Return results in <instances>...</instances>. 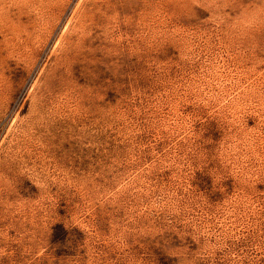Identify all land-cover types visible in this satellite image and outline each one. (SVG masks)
Returning <instances> with one entry per match:
<instances>
[{
	"label": "rangeland",
	"instance_id": "obj_1",
	"mask_svg": "<svg viewBox=\"0 0 264 264\" xmlns=\"http://www.w3.org/2000/svg\"><path fill=\"white\" fill-rule=\"evenodd\" d=\"M24 1L0 264H264V0Z\"/></svg>",
	"mask_w": 264,
	"mask_h": 264
},
{
	"label": "bare ground",
	"instance_id": "obj_2",
	"mask_svg": "<svg viewBox=\"0 0 264 264\" xmlns=\"http://www.w3.org/2000/svg\"><path fill=\"white\" fill-rule=\"evenodd\" d=\"M22 1V0H21ZM34 1V0H33ZM50 1V0H49ZM48 0L46 1H38V3L39 2H42V3H39V6H38V9L40 10V13L42 14V15H44V13H46L45 12V10H46V7L47 6H49L52 2L50 1L49 2ZM96 1V0H95ZM30 2V1H29ZM9 3H14L15 5H19V2H18V0H0V30L2 31V33L4 34V36L3 37H5V45H6V47L8 48V49H12L13 47H18V50H22L23 51V49L26 51V49L29 47V45L32 43V40H33V38L36 36L35 34H36V32H37V30H38V28H37V25L39 24H36V23H34V21H32L30 18H29V13H27V12H22V11H20V13H17V12H12V11H14L15 9H11L12 8V6H14V5H12V4H10L9 5ZM25 3V1L23 0V4ZM33 3V2H32ZM36 3V2H35ZM34 3V4H35ZM29 4V3H28ZM52 5V4H51ZM34 6H36V5H34ZM33 7V6H32ZM51 7V6H50ZM80 7V6H79ZM18 8V7H17ZM27 8V7H26ZM30 8V7H29ZM35 8V7H34ZM31 9V8H30ZM37 9V10H38ZM12 10V11H11ZM26 10V9H25ZM32 11V10H31ZM36 11V10H35ZM83 11V10H82ZM79 12V11H78ZM38 13V12H37ZM40 13H39V15H40ZM32 14H33V12H32ZM38 15V14H37ZM47 15V14H46ZM80 15V14H79ZM86 15V14H85ZM89 15V14H88ZM92 15V14H91ZM94 15V14H93ZM92 15V16H93ZM33 16V15H32ZM31 16V17H32ZM81 16H82V14H81ZM81 16H79V18L81 17ZM96 16V15H95ZM95 16H93L92 18H95ZM28 17V20H24V18H27ZM38 17V16H37ZM44 17V16H43ZM34 18H35V16H34ZM42 18V17H41ZM46 18V17H45ZM78 18V19H79ZM84 18V17H83ZM91 18V17H90ZM39 19V18H38ZM71 19V18H70ZM80 19H82V18H80ZM79 19V20H80ZM40 20V19H39ZM50 20V19H49ZM85 20H86V16H85ZM88 20V19H87ZM90 20V19H89ZM92 20V19H91ZM94 20V19H93ZM99 20V19H98ZM36 21H37V19H36ZM42 21H43V19H42ZM95 21V20H94ZM97 21V20H96ZM45 22V21H44ZM51 22V21H50ZM71 21H69V23H70ZM91 22V21H90ZM73 23V22H72ZM71 23V24H72ZM92 23V22H91ZM90 23V24H91ZM94 23V22H93ZM99 23V22H98ZM42 24H44V23H42ZM47 24H49V22L47 23ZM81 24V23H80ZM86 24H88V22L86 23ZM83 25H84V22H83ZM95 25V24H94ZM98 25V24H97ZM43 26V25H42ZM74 26V25H73ZM91 26V25H90ZM45 27V26H44ZM69 27V26H68ZM71 27H72V25H71ZM84 26H82V28H83ZM90 28V30H91V27H89ZM70 29V28H69ZM84 29H85V27H84ZM92 29H94L93 27H92ZM72 30V29H71ZM89 30V29H88ZM73 31V30H72ZM75 31H77V30H75ZM68 32V31H67ZM79 32V31H78ZM77 32V33H78ZM81 32H83V29H82V31ZM63 33V32H62ZM80 33V32H79ZM65 34V33H64ZM67 34V33H66ZM87 34V33H86ZM74 36V35H73ZM85 37V36H84ZM37 38V37H36ZM77 38V37H76ZM79 38V37H78ZM82 38V37H81ZM59 39H62V40H64L63 39V37L62 38H59ZM69 40H70V38H69ZM71 41V40H70ZM86 41V40H85ZM65 43H66V41H64ZM73 42V41H72ZM71 43V42H70ZM78 43H82V42H78ZM84 43V42H83ZM4 44V43H3ZM59 44V43H58ZM4 45V46H5ZM61 45V44H60ZM64 45V44H63ZM73 45V44H72ZM75 47H76V45H74ZM84 46V45H83ZM63 47V46H62ZM64 47H66V46H64ZM69 47V46H68ZM67 47V48H68ZM82 47V46H81ZM85 47V46H84ZM6 48V49H7ZM72 48V47H71ZM16 49V48H15ZM15 49H13V51L15 50ZM57 49V48H56ZM66 49V48H65ZM77 49V48H76ZM78 49H80V48H78ZM82 49V48H81ZM72 50V49H71ZM6 51H8V50H6ZM16 51H17V49H16ZM15 51V52H16ZM63 51V50H62ZM70 51V50H69ZM15 52H12V53H15ZM11 53V52H10ZM76 53V52H75ZM57 54V53H56ZM67 54H68V52H67ZM76 55V54H75ZM2 56V55H1ZM36 57V56H35ZM68 56H66V58H67ZM75 57V56H74ZM60 59V58H59ZM68 59V58H67ZM67 59H65V60H67ZM71 59V58H70ZM61 60V59H60ZM75 61V60H74ZM62 62V61H61ZM65 62V61H64ZM11 64V63H10ZM72 64V63H71ZM58 65V64H57ZM64 65V64H63ZM62 66V65H61ZM68 66V65H67ZM67 66H66V69L68 70V68H67ZM59 67V66H58ZM63 67V66H62ZM70 67V66H69ZM48 80V79H47ZM55 82V81H54ZM53 83V82H52ZM36 84H38V83H36ZM55 84V83H54ZM52 85V84H51ZM51 85H50V87H51ZM59 85V84H58ZM47 86V85H46ZM48 88V87H47ZM54 88V87H53ZM41 89V88H40ZM49 89V88H48ZM52 91V90H51ZM67 91V90H66ZM60 94H63V93H60ZM70 94V93H69ZM63 96V95H62ZM52 97V96H51Z\"/></svg>",
	"mask_w": 264,
	"mask_h": 264
}]
</instances>
